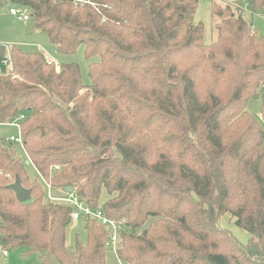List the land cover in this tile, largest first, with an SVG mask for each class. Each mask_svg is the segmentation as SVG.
I'll use <instances>...</instances> for the list:
<instances>
[{"label":"trees","instance_id":"1","mask_svg":"<svg viewBox=\"0 0 264 264\" xmlns=\"http://www.w3.org/2000/svg\"><path fill=\"white\" fill-rule=\"evenodd\" d=\"M9 1L29 9L58 53L82 45L97 59L83 84L77 63L57 68L10 45L0 124L18 119L22 153L0 141V246L37 252L40 264H106L108 231L86 219L85 239L67 246L71 206L44 199L29 160L55 195L70 186L125 220L123 264H264V128L246 110L260 98L264 125V34L215 2L216 36L205 43L198 0ZM235 4L264 11V0ZM15 178L28 201L8 188ZM226 214L245 242L220 225Z\"/></svg>","mask_w":264,"mask_h":264},{"label":"rangeland","instance_id":"2","mask_svg":"<svg viewBox=\"0 0 264 264\" xmlns=\"http://www.w3.org/2000/svg\"><path fill=\"white\" fill-rule=\"evenodd\" d=\"M1 2H3V4H1ZM212 2L217 3L221 7L228 5L235 16L241 14L243 18L249 21L253 31L258 36L264 34V11L252 13L243 10L239 12L235 6V0H198L194 20L197 23H201L204 27L205 43H210L216 36L214 23L218 21V19L216 17H212L211 15ZM12 6L13 4L9 0H0V44H4L6 46L4 58L8 59L9 47L12 44H16L18 47L25 51L38 50L47 55L55 63H77L80 69L81 81L83 82V84H89L90 78L88 75V64L89 62L96 60L97 58L91 60L86 58L84 54V47L82 45L79 46L71 54L58 53L56 46L49 41L45 33L33 29L31 20H18L9 13V9ZM9 69L10 66L2 64L0 57V72L8 71ZM260 104V98L251 99L247 103L246 110L253 117H255L264 128V125L260 118ZM12 135L18 136V130L16 127L9 124H0V141L5 142V145H7L9 142L13 143V147L16 148V153L21 154V145L14 141L8 140V137ZM26 169L31 178L37 177V179L40 180L39 176L36 175L33 167L29 163L26 164ZM42 185L46 193V187L44 183ZM55 191H57V189H55ZM106 198V192L103 190L101 192L100 202L105 201ZM220 225L223 228L232 231V233L242 242H245L248 239V233L242 229L237 228L234 225V218H232V216H230L229 214H226L221 218ZM142 228L138 229L137 231H141ZM77 235L80 239H85V232L81 227L80 220H72L66 228V245L73 246L75 243V237ZM23 250L24 248L8 249L7 256H3L0 251V264H40L37 252H33L27 256H24ZM105 263L120 264L116 254L112 249H107L105 254Z\"/></svg>","mask_w":264,"mask_h":264},{"label":"built area","instance_id":"3","mask_svg":"<svg viewBox=\"0 0 264 264\" xmlns=\"http://www.w3.org/2000/svg\"><path fill=\"white\" fill-rule=\"evenodd\" d=\"M74 2H86V0H72ZM9 13L17 18L18 20H29L30 17V11L25 6H19V5H13L9 9ZM2 64L9 65L10 64V58L5 59L4 56L1 58ZM51 61V60H50ZM53 62V61H51ZM55 66L58 68V64L53 62ZM23 116H20V119H22ZM19 119V120H20ZM11 126H14L18 130V136H9V141H14L22 146V138H21V132H20V126L18 124V119L14 120L10 123ZM30 161L28 160L27 163ZM58 169V166H53L50 168V170ZM40 180L44 183L46 187V193H45V199L49 201H55V202H64L71 206V219L74 221H84L86 219H93L98 225L104 227L108 231V239L106 242V247L108 249H112L114 253L116 254L117 244L119 240V234L125 227V220L122 218L120 220H116L113 218H110L106 216L101 208H92L88 206L83 200H81L72 190L69 192H64L62 195H55L53 193V187L49 183V181H46L42 178L40 174H38ZM0 251L3 256L8 255V251L0 246ZM121 264V262H119Z\"/></svg>","mask_w":264,"mask_h":264},{"label":"water","instance_id":"4","mask_svg":"<svg viewBox=\"0 0 264 264\" xmlns=\"http://www.w3.org/2000/svg\"><path fill=\"white\" fill-rule=\"evenodd\" d=\"M2 4V3H1ZM6 46L4 44H0V57L2 58L5 54ZM8 188L13 191L15 198L18 202H26L31 198L30 190L21 185V182L18 178H15L14 181L8 185ZM72 188L70 186L65 187L64 191L69 192ZM83 225V221L81 222Z\"/></svg>","mask_w":264,"mask_h":264},{"label":"crops","instance_id":"5","mask_svg":"<svg viewBox=\"0 0 264 264\" xmlns=\"http://www.w3.org/2000/svg\"><path fill=\"white\" fill-rule=\"evenodd\" d=\"M2 4H3V2H1ZM1 39V38H0ZM46 56V58L48 59V60H51L52 61V59H50L47 55H45ZM56 64H58V63H56ZM10 125V124H9ZM81 224V223H80Z\"/></svg>","mask_w":264,"mask_h":264}]
</instances>
